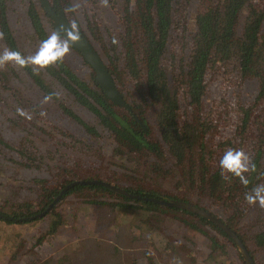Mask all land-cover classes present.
<instances>
[{
  "label": "trees",
  "instance_id": "obj_1",
  "mask_svg": "<svg viewBox=\"0 0 264 264\" xmlns=\"http://www.w3.org/2000/svg\"><path fill=\"white\" fill-rule=\"evenodd\" d=\"M51 1L57 12L63 11L71 18L73 11H65L73 8L71 0ZM122 1L123 31L119 38H112L108 46L99 27L92 22H89L86 34L102 45V51H98L130 109L117 106L108 99L96 82L95 71L86 62L91 72L89 81L82 79L65 60L44 69L98 120V126L91 125L67 106H62L64 117L77 124L90 142L86 150L93 154L94 163L97 164L93 169L94 174L85 179H64L54 188L46 180L39 181L42 201L39 211H34L33 205L26 204L17 208L12 215L0 211L1 215L14 221L0 219L9 224H26L30 221L17 220L38 216L61 196V201L47 215L35 219L39 221L51 216L53 221L45 236H54L67 225L69 215L71 218H80L82 210L76 209L72 213L69 207L66 209L64 206L68 198L72 197L75 202L93 206L97 211L137 216L138 228L143 226L149 233L166 240L165 246L158 247L156 252L173 264H201L199 259L202 257L206 261L225 257L231 253L230 248L239 252L232 239L216 224L187 210L161 205L151 199L185 202L219 218L237 233L257 264H260L255 253L264 251V223L256 225L248 222L255 216L264 219V208L257 204L254 208L245 209L241 202L246 192L264 184L261 150L263 137L257 156L253 158L256 171L246 174L249 185L245 187L235 177L225 179L221 176L219 162L217 168L213 167L215 160L212 161L213 156L204 137L213 128L210 122L197 116L192 124L180 123L179 88L183 86L187 90L188 104L199 108L207 99L208 72L217 70L223 73L221 76L224 78L237 75L242 80H258L260 89L255 106L259 105L260 99L264 98V0H196V31L188 39L187 23L184 22L182 37L178 38L186 45L182 49L189 44L191 51L180 59L176 52L171 54L174 61L181 63V80L174 90L169 86V72L164 65V58L168 53L173 30L177 29L175 0ZM193 1L189 0L190 6ZM117 2L111 0L113 5ZM28 16L41 41L50 35L44 19L49 23L51 31H55L53 19L40 5H31ZM0 32L4 33L3 40L9 49L21 52L8 21L5 0H0ZM118 40L121 53L118 51ZM186 55L187 60L184 58ZM22 70L46 97L51 96L52 100H57L54 90L46 85L45 78L33 66L29 65ZM127 81L132 84L133 91H127ZM121 82L128 94L120 87ZM250 120L251 109L242 108V119L237 126L241 134L247 133ZM99 127L113 137L116 146L111 154L94 144L102 140ZM223 146L231 147L232 144L227 141ZM208 156L209 159H206ZM75 181L84 182L62 193L64 188ZM104 183L121 188L134 197L114 192ZM257 207L261 212L256 211ZM95 219L100 224L99 217ZM181 231L205 236L209 241V254L197 258V254L195 256L189 247L191 242L183 245L174 239L180 238ZM115 251L118 249L115 248ZM238 255L244 262L240 252ZM144 258L148 264H156L150 251L144 253ZM56 264H69V261L61 259Z\"/></svg>",
  "mask_w": 264,
  "mask_h": 264
},
{
  "label": "rangeland",
  "instance_id": "obj_2",
  "mask_svg": "<svg viewBox=\"0 0 264 264\" xmlns=\"http://www.w3.org/2000/svg\"><path fill=\"white\" fill-rule=\"evenodd\" d=\"M117 1L113 5L111 0H107V6H104L101 0H71L75 11L69 17L70 21H75L84 32H88L89 22L95 23L104 41L110 46L111 39L119 38L123 31L121 19L124 3L122 0ZM196 2L194 0L190 6L189 0H175L177 29L173 30L168 53L164 58L172 90L176 89L181 80V63L174 61L171 54L176 52L180 59L191 51L189 44L183 50L182 46L186 45L178 38L182 37L184 22L187 23L188 39L196 31ZM5 3L8 21L20 51L25 57L34 55L41 40L32 27L28 9L31 5L38 7V0H5ZM43 22L49 34H52L47 20ZM92 40L101 52L102 45ZM118 43V51L121 53L120 40ZM5 48L8 46L4 40H0V53ZM186 57L188 55L184 57L185 60ZM64 60L82 79L89 81L90 68L79 53L71 49ZM36 71L45 78L46 85L54 90L57 100L46 101L45 94L15 63H9L5 69L0 70V211L3 214L12 215L17 208L26 204L33 205V210L39 211L42 208L39 181L46 180L54 188L64 179L92 176L97 165L93 154L86 150L90 142L85 132L64 117L62 106H67L91 125L98 126V120L87 108L77 103L74 96L53 75L44 69ZM221 74L217 70L208 72L207 99L199 108L188 104L187 90L180 86L179 121L182 125L192 124L200 116L213 126L204 137L213 156L212 161L215 160L214 168L218 167L220 158L229 148H243L254 158L263 137L261 150L264 168V98L255 106L260 84L256 79L242 80L237 75L224 78ZM120 87L128 94L122 82ZM126 87L127 91H133L129 81ZM242 108L251 109L250 124L247 133L243 134L237 129L242 119ZM98 131L102 140L94 144L101 150L110 151L113 141L109 133L102 127ZM227 141L231 142V147L223 146ZM241 205L245 209L254 208L245 199ZM64 206L66 209L69 207L72 213L76 209L82 210V213L80 218H71L69 215L67 225L54 236H45L53 221L51 216L26 224H9L0 219V264H56L61 259H66L69 264H148L144 258L147 251L155 258L156 264H173L171 260L157 254V248L165 246L166 240L149 233L143 226L138 228L137 216L97 211L93 206L75 202L72 197L68 198ZM256 211L261 212L258 207ZM97 216L101 220L100 224L96 223ZM248 223L261 225L264 219L255 216ZM179 237L174 239L183 245L191 242L189 247L195 256L197 254V258L209 254V241L205 236L181 231ZM230 251L225 257L209 261L202 257L199 262L244 264L235 248H230ZM255 256L260 264H264V251H257Z\"/></svg>",
  "mask_w": 264,
  "mask_h": 264
},
{
  "label": "clouds",
  "instance_id": "obj_3",
  "mask_svg": "<svg viewBox=\"0 0 264 264\" xmlns=\"http://www.w3.org/2000/svg\"><path fill=\"white\" fill-rule=\"evenodd\" d=\"M101 3L107 6V0H101ZM65 11H75V7L65 9ZM3 39L4 33L0 32V40ZM80 39L78 25L73 21L68 27H62L42 40L38 51L32 56L25 57L19 51L5 48L0 53V70L5 69L9 63H15L20 68H26L31 65L34 66V70L56 66L63 62L65 57L70 54L72 47ZM50 99L51 96L45 98L46 101ZM219 168L222 177L225 179H228L229 176L238 178L240 183L247 187L250 181L246 174L255 172L256 164L243 148H229L220 158ZM244 199L250 206L258 204L261 208H264V184L257 185L246 192Z\"/></svg>",
  "mask_w": 264,
  "mask_h": 264
},
{
  "label": "water",
  "instance_id": "obj_4",
  "mask_svg": "<svg viewBox=\"0 0 264 264\" xmlns=\"http://www.w3.org/2000/svg\"><path fill=\"white\" fill-rule=\"evenodd\" d=\"M39 3L40 6L44 9V12L53 19L55 31L60 30L62 27H68V25L71 23L68 15L65 12L57 13L54 10L51 0H39ZM79 32L81 39L72 48L78 51L81 54L84 61L95 71L96 82L104 90L108 99L117 106L123 107L125 109H130L113 75L110 73L107 64L100 55L98 49L95 47L92 40L86 35V33L83 30H79ZM137 121L138 123L143 125V123L140 120L137 119ZM76 184H83V182L80 181L75 183L74 185ZM74 185H69V187L65 188V190L62 193H65L68 189H70ZM104 185L110 188L114 192L128 195L130 197H134L133 195H129L126 191H124L121 188L111 186L106 183H104ZM151 201L168 207H175L182 210H187L193 214L199 215L204 219H207L208 221L216 224L220 229H222L226 233V235H228L232 239L235 246L240 251V254L242 255L245 264H257L254 257L250 254V251L243 243V241L239 238L237 233H235L232 229H230L227 225H225L219 218L212 215L210 212L185 202H179V201L164 202L156 199H151ZM0 218L5 219L7 221H14L13 219L3 216L1 214H0ZM27 220L28 219H23L20 221L24 222Z\"/></svg>",
  "mask_w": 264,
  "mask_h": 264
},
{
  "label": "flooded vegetation",
  "instance_id": "obj_5",
  "mask_svg": "<svg viewBox=\"0 0 264 264\" xmlns=\"http://www.w3.org/2000/svg\"><path fill=\"white\" fill-rule=\"evenodd\" d=\"M38 2H39V0H38ZM40 5V3L38 4V6ZM52 5H53V3H52ZM41 7V6H40ZM53 8H54V5H53ZM55 10V9H54ZM56 11V10H55ZM57 12V11H56ZM60 12H63V11H58L57 13H60ZM68 15V14H67ZM69 17V16H68ZM70 19V18H69ZM72 23V22H71ZM79 30H81V29H79ZM86 33V32H85ZM87 35V34H86ZM88 36V35H87ZM89 37V36H88ZM90 38V37H89ZM91 39V38H90ZM92 40V39H91ZM92 42H93V40H92ZM93 44L95 45V43L93 42ZM95 47L97 48V46L95 45ZM98 49V48H97ZM82 57V56H81ZM88 66V65H87ZM110 138H111V140L113 141V146H112V148H111V150L110 151H105L107 154H111L112 153V151H113V149H114V147L116 146V144H115V142H114V140H113V137L112 136H110ZM77 182H80V181H75L74 183H72V184H70V185H74L75 183H77ZM82 182H84V181H82ZM107 184V183H106ZM110 185V184H109ZM111 186H114V185H111ZM67 187H69V185L67 186ZM66 187V188H67ZM116 187V186H115ZM64 190H65V188H64ZM63 190V191H64ZM62 191V192H63ZM61 196H58L55 200H54V203L53 204H51L47 209H46V211H43L42 213H39L38 214V216H33V217H30V218H22L21 220H23V219H29V221H35V219H36V217H39V218H43L45 215H47V213L48 212H50V210H52V208H53V206L54 205H56V204H58L61 200ZM211 213V212H210ZM212 214V213H211ZM213 215V214H212ZM4 216V215H3ZM17 221H20V220H17ZM28 221V220H27ZM27 221H24V222H27ZM20 222H23V221H20ZM247 247V246H246ZM248 248V247H247ZM248 250H249V248H248ZM250 251V250H249ZM240 252V251H239ZM251 254V253H250Z\"/></svg>",
  "mask_w": 264,
  "mask_h": 264
}]
</instances>
